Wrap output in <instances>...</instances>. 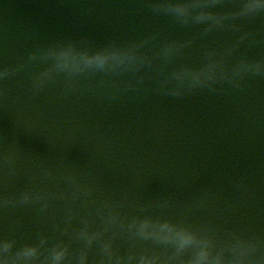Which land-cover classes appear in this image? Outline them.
Listing matches in <instances>:
<instances>
[{
  "label": "water",
  "instance_id": "95a60500",
  "mask_svg": "<svg viewBox=\"0 0 264 264\" xmlns=\"http://www.w3.org/2000/svg\"><path fill=\"white\" fill-rule=\"evenodd\" d=\"M247 1L0 0V264H264Z\"/></svg>",
  "mask_w": 264,
  "mask_h": 264
}]
</instances>
